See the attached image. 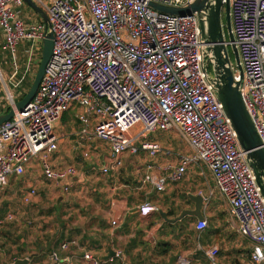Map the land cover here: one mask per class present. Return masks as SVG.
Returning a JSON list of instances; mask_svg holds the SVG:
<instances>
[{
	"label": "built area",
	"instance_id": "built-area-1",
	"mask_svg": "<svg viewBox=\"0 0 264 264\" xmlns=\"http://www.w3.org/2000/svg\"><path fill=\"white\" fill-rule=\"evenodd\" d=\"M48 15L50 29L24 0H0L2 52L15 65L22 50L39 66L43 40L54 33L52 56L35 97L24 110L0 125V188L23 175L33 159L41 161L44 177L68 193L77 174L74 165L55 168L50 155L58 149L55 130L64 113L79 106L81 134L109 144L104 173L122 166V156L145 152L149 161L143 182L157 192L181 180L191 165L212 174L215 187L228 202L239 235L251 245L247 264H264V194L240 146L237 133L208 79L197 13L175 15L158 11L151 2L182 7L195 0H33ZM234 41L243 67L241 94L264 147V0H230ZM233 63V61H232ZM237 80L238 68L234 67ZM38 69V68H37ZM29 71V69H28ZM25 76L14 80L21 87ZM12 106L14 98L7 91ZM177 129L191 152L175 161H158L165 151L148 135ZM36 190L23 195L30 203ZM158 210L149 202L147 214ZM8 212L0 226L14 219ZM117 220L112 224L117 225ZM208 221L198 220L204 230ZM75 241L51 253L55 264H73L74 253L63 257ZM220 247L205 249L207 264H220ZM83 259L104 264L92 251ZM122 264H132L116 250ZM177 264H192L180 256Z\"/></svg>",
	"mask_w": 264,
	"mask_h": 264
},
{
	"label": "crops",
	"instance_id": "crops-1",
	"mask_svg": "<svg viewBox=\"0 0 264 264\" xmlns=\"http://www.w3.org/2000/svg\"><path fill=\"white\" fill-rule=\"evenodd\" d=\"M14 83L15 82H12L13 87L15 86ZM23 83H27V81L26 82L24 81ZM10 90H13V88H11ZM16 90L13 92L12 95L14 98V102L16 96L15 92L17 93V95H21L23 92L22 91L23 89L19 91ZM6 99L8 101L2 100L0 102V114L8 112L9 109L12 107V104L8 99V96L6 97ZM83 112H84L83 109L80 108L79 106H73L70 110L67 111L66 117L61 118L60 122L57 125V128L60 129L62 121L67 122L69 121V119L72 118L74 119V121L77 124V129L74 132H72L70 136H73L72 141L77 144V148L80 149L82 157L86 161L90 162V165H88L87 168H83L80 171L77 169V174L75 175V177L72 179L71 182L72 183L71 189L75 185V183L79 184V183L87 182V180L89 178H93L94 175L97 176L99 175L100 177L108 180L110 179V181L112 182V186L107 185L106 187H103L101 186V184L96 183L93 188V190L96 192L98 191L108 192L110 197V200H108V202L106 203V206H108V211L106 215H104L103 220L102 221L100 220L101 223L100 226H98V234L103 236L104 234L109 233L110 241L107 242L106 239V242L100 243L101 244L100 248L95 249L94 253L100 256L102 260H104V264H113V262L122 264V261L116 258L115 256L109 260L104 259V256L109 253V246H111L115 251L122 250L124 259L132 264H177L176 262L178 257L184 255V251L181 247V244L179 243V240L183 237V234L180 230H177V228L174 229V227H168L167 225L168 223L171 224L177 223L179 224V226H181L183 219L186 218H183L180 221L172 223L164 219V217L161 214V211L167 213V211H169L172 207L176 208V206L180 204L181 207L177 211V216H178L183 209H194L195 203L190 198V195H202L204 197V202H205L203 208L204 218L208 221V227L205 228L204 230H201L199 236H197L196 234L195 235L188 234L190 237L188 239V242L191 244V246H194L195 248L197 245L200 246V242H198L199 243L198 244L197 239L194 238V236H196V238H198L199 241H201L202 244L205 246L202 248L203 256H205V258L199 256L197 257L196 254H194L195 256L194 255L191 257L189 256L188 258L192 259V262H194L193 264H204L201 260L203 259L205 262V259H207L205 255V249H207L212 245H217L214 242V238H216L217 236L210 234V230H209V228L211 227L210 225L214 224L211 223L209 225L210 217L216 214L213 213L211 206V204H214V202H212V200H214L212 199V195L214 193V190L218 192V190L215 187V181L211 172L202 165H191L188 169V172H186V174L181 180L177 182H168L166 185V189L164 191L157 192L150 185L145 184L143 182V177L145 175V168L149 161V157L144 152L147 156V160L144 165V174L141 178L142 184L140 186H136L134 184L131 185L128 181L121 182L120 186L125 187V193H123L120 197L116 196L114 198L113 194H115V191L118 188L116 173H118V171L123 168L125 169V171L127 170V168H125L126 166L124 167V158L126 157L125 159H127L129 156H137L141 152L139 154H132L130 152L125 153L122 156V166H120V168H118L117 170H110L107 174L104 173L102 171V168L105 165H107L110 161L111 151L109 144L103 140L93 139L90 138L89 135L83 136L81 134L83 123L78 118V115ZM69 114H71V116H68ZM57 128L55 130V136L58 138V149L50 155V160L55 168H64L65 166L72 165V164H65V159L67 157L66 150H68L69 138L64 133H59L57 131ZM99 141L105 142L108 148V153L102 156L101 159L102 163L100 164L99 161L96 162V160H98L99 156L101 155L100 154L99 156H97V153L101 150V147L99 146L100 144L98 143ZM190 152L191 149L187 153ZM167 155L171 156V153ZM168 161H174V160H168ZM36 164L40 165L42 171L41 161L38 159H33L26 167V172L23 175L11 177L9 179L8 184L4 188L7 187L6 189H8L9 183L10 185L11 183L14 184V187L11 190L20 187L22 183L25 182L24 181L25 174L27 173L28 169L35 167ZM135 171L140 172V169L137 168V170L135 169ZM52 183L56 187H58L54 182ZM32 188H34L33 184H29V187L26 190H22L21 198H23V195L29 192ZM34 189L36 190V188ZM58 189L63 199L61 198V200L59 201L55 200L52 203V205L56 208L60 205H64L65 201H68V196L65 195H67L71 191L70 189V191L66 193L63 191L61 187H58ZM35 196L36 194L33 196L32 201L29 204L33 205L34 201H37V197ZM146 201L156 205L158 207V210L151 211L147 214L142 213L140 211V206L144 204V202ZM228 205H227V209L229 207ZM167 216L170 219L176 217L175 215L169 216L168 213ZM20 217L22 219L28 218L27 216L24 217V214H21ZM188 217H194V216H187V218ZM13 220H15V218L7 223L10 224L13 222ZM113 220H117L118 222L117 223L118 226L115 225L117 226V228L115 229H112L114 226L112 224ZM198 220L199 219L196 218L195 223H192L193 227L194 224L196 225V222L198 223ZM215 220L219 225V226L215 225L216 228L224 227L221 219L219 223H218V218H216ZM233 222L235 224V221ZM124 223L128 224V226H124ZM22 224L23 223L21 222V225ZM108 226H111V229L109 230V232H106ZM119 228L120 229L122 228L124 231H122L121 229V231L118 232ZM229 228L231 229L230 225L225 226L224 228L225 236L227 235V232H231ZM116 232H118V234H116ZM66 234L68 235V232H66ZM8 239H10V241L12 242L8 241ZM0 242L3 243L0 246L3 252V254L0 253V264H2L3 259L9 263H13L15 260L19 258H28L29 264H35L33 263V261L36 263L41 262L40 264H45L47 261V259H45V261L41 259L42 254L40 255L39 253L40 249H35L33 246L35 245V243L30 246L27 243L26 237L22 236L19 232H16L15 230H10V229L6 230V228L1 230ZM64 242H69V241L60 242V246L57 250L61 249V244ZM48 244L49 243H47V245ZM245 249L246 248L242 244L239 243L235 244L234 241H232L229 251L228 252L221 251V253L219 254L220 264H237V263H233V261H238V263L241 264L246 263L247 250ZM72 251L74 253L73 264H89L83 259L82 256L85 251H92V250L83 249L79 251L77 248L76 249L72 248ZM61 255L63 257L67 255L71 256V254H69V252L66 250L62 251ZM50 257H51V261H47V264H55L52 256ZM60 264H67V263L61 262Z\"/></svg>",
	"mask_w": 264,
	"mask_h": 264
},
{
	"label": "rangeland",
	"instance_id": "rangeland-1",
	"mask_svg": "<svg viewBox=\"0 0 264 264\" xmlns=\"http://www.w3.org/2000/svg\"><path fill=\"white\" fill-rule=\"evenodd\" d=\"M225 25L226 22L224 23V33L226 40H229L228 31ZM2 41L3 37L0 33V102L2 100H7L6 97L8 90L13 88V90H10L13 95V92L17 89L15 86L13 87L12 82L14 80H21L22 78L20 77H24L26 71L31 72V74L35 77L37 68L39 67L37 66V64H32L33 61L30 59L31 56L29 52H26V50H22L18 53V57L15 60V65L12 64V60H9L6 63L5 61L7 60V57L1 49ZM229 50H231L230 46ZM233 63L234 67H236L235 58L233 60ZM34 77L33 79H27L28 76H25L24 79H27V83L23 84L16 91L23 89V92H27L34 80ZM15 94V102H17L18 100H20L18 99L20 95H17L16 92ZM68 116H71V114H69ZM76 129L77 124L72 118L67 122L62 121L60 129L57 128V131L59 133H64L69 138V151L66 150L67 157L65 159V164L75 165L80 171L83 168H87V166L90 165V162L86 161L82 157L80 149L77 148V144L72 141L73 136L70 135ZM147 139L158 140L162 144L165 151H169L171 153V156L160 154L157 158L158 161L177 160L181 154L190 151L189 145L182 138L180 132L177 129L168 131L158 130L154 133L149 134ZM98 143L100 144L99 146L101 147V150L98 152L99 154L97 153V156H99L100 154L101 155L99 156V159L96 160V162L99 161L100 164L102 163V156L108 153V148L105 142L99 141ZM125 158L124 167L126 166L125 168H127V170L125 171V169L123 168L119 170L118 173H116L118 188L115 191V194H113L114 198L116 196L120 197L123 193H125V187L120 186L121 182L128 181L131 185L134 184L136 186H140L142 184L141 178L144 174V165L147 160L146 154L144 152H141L137 156H129L127 159ZM137 168L140 169V172L135 171V169L137 170ZM24 181L25 182H23L20 187H17L13 190H11L14 187L13 183H11V185L9 183L8 189H6L7 187L0 188V220L8 212H11L15 215V220H13L12 223H7L0 226V232L1 230L6 228V230H15L22 236H25L27 239V243L30 246L35 243V245H33L34 248L40 249L39 253L40 255H43H41V259L43 261H45V259H47V261H51L50 256L52 253V249L53 251L57 250L60 246V242L62 241L74 240L75 243L72 244H76L77 242L76 248L79 251L86 249L92 250L93 252L94 250L90 248L93 242L96 243L100 240H102V242H106V238L98 234V226H100L104 215H106L108 211V206H106V203L108 202V200H110V197L108 192H96L93 190V188L96 183L101 184V186L103 187H106L107 185L112 186V182L110 181V179L108 180L100 177L99 175H94V177L89 178L87 182L79 184L75 183L71 191L67 195H65L68 196V201H65L64 205H60L57 208L54 207L52 203L55 200L59 201L61 200V198L63 199V197L61 196L58 187H56L52 182L44 177L39 164H36L35 167L28 169L27 173L25 174ZM29 184H33L34 188H36L37 191L35 196L37 197V201H34L33 205L22 202L21 198V191L26 190L29 187ZM212 199H214L212 200L214 204H211L212 210L213 213L216 214L210 217L209 225L211 223L214 224L210 225L211 227L209 228V230L210 234L217 236L216 238H214V242L221 248V251L223 250L224 252L229 251L232 241H234L235 244H242L247 251L248 249L251 250L250 243L248 241V243L245 242L246 240L243 239L236 230V226L233 222L234 220L229 215V208L227 209V201L215 190L212 195ZM180 207V204L176 206L177 211ZM21 214H24V217L27 216L28 218L22 219L20 217ZM216 218H218V223L221 219L224 226L223 228L218 227L219 225L215 220ZM188 221L189 220H185L181 223V225L183 226L181 229V231L183 232V237L179 240V243L181 244V247L184 251L183 256L187 255V257H191L196 254L197 257L199 256L205 258L202 251V248L205 246L201 241H199L198 238H196V236H194V238L197 239V243L200 242L201 247L197 245L195 248L188 242V239L190 237H188L186 230L189 231L190 229H186V227L184 226V224ZM21 222L23 223L22 225ZM215 225H218L217 227L220 229L216 227L214 228ZM227 225H230L231 229L229 228V230L231 232H227V235L225 236L224 228ZM117 226L114 225L112 229L117 228ZM66 232H68V235L66 234ZM106 232H109V230H107ZM197 236H199V233L197 234ZM8 241H10V239H8ZM47 243L49 244L47 245ZM1 244L3 243L0 242V246ZM0 253L3 254L1 247ZM248 254L249 253H246V262L249 261ZM47 261L45 264H47ZM201 261L204 263L203 259ZM205 262H208V260L205 259ZM33 263L40 264L41 262L36 263L33 261Z\"/></svg>",
	"mask_w": 264,
	"mask_h": 264
},
{
	"label": "water",
	"instance_id": "water-1",
	"mask_svg": "<svg viewBox=\"0 0 264 264\" xmlns=\"http://www.w3.org/2000/svg\"><path fill=\"white\" fill-rule=\"evenodd\" d=\"M24 1L38 13L50 29L51 25L46 12L33 0ZM150 6L158 11L175 15H190L194 12L197 13L201 39L205 42L203 48L204 70L208 73V68L211 65L212 75H208V79L212 83L216 95L223 104L224 111L237 133L240 146L242 150L246 152V158L264 194V147L262 146L260 135L241 94L244 72L239 51L235 44L230 46L235 58L236 67L241 77L240 80H237L229 53V47L227 46L228 41H234L230 16V0H195L193 3L182 7H173L151 2ZM224 13L226 17L225 26L229 36L228 41L224 33ZM53 47L54 33L49 30L43 40L40 64L29 90L22 99L14 102V105L8 112L0 114V125L13 118L16 110H24L35 97L45 74L47 64L52 56ZM190 198L195 203L194 209H183L178 216L171 219L168 218L166 212L161 211L164 219L172 223L180 221L187 216H194L199 220H203L204 197L202 195H190ZM115 253L116 251L109 246V253L104 256V259H111L115 256ZM2 264H29V259L19 258L13 263H9L3 259Z\"/></svg>",
	"mask_w": 264,
	"mask_h": 264
},
{
	"label": "trees",
	"instance_id": "trees-1",
	"mask_svg": "<svg viewBox=\"0 0 264 264\" xmlns=\"http://www.w3.org/2000/svg\"><path fill=\"white\" fill-rule=\"evenodd\" d=\"M223 22L225 23L226 22V17H225V13L223 14ZM229 53H230V57H231V60L233 61L234 60V55H233V53H232V51L231 50H229ZM8 61H9V57H8ZM26 94V91L25 92H22V94L19 96V98L18 99H22L23 97H24V95ZM10 110V109H9ZM66 115H67V112H65L64 113V116L63 117H66ZM167 213H168V215L169 216H177V209L176 208H174V207H172L169 211H167ZM186 219H183V221H185V220H189L187 223H185L184 224V226L186 227V229H190L189 231H187V234H191V235H197L198 233H200V231L197 229V222H196V225L194 224V227L192 226V223H195V220H196V218H194V217H185ZM182 221V222H183ZM124 226H128V224H126V223H124ZM168 227H174V229L175 228H177V230H180L181 231V229H182V225L181 226H179V224H171V223H168V225H167ZM195 228V229H194ZM214 228H215V226H214ZM111 229V226H108L107 227V230H110ZM122 229V228H121ZM121 229L119 228V230H118V232L119 231H121ZM122 231H124L123 229H122ZM214 231H217V230H214ZM118 232H116V234H118ZM182 232V231H181ZM180 232V233H181ZM191 232V233H190ZM182 234H183V232H182ZM106 239H107V242L108 241H110V239H109V237H110V234L109 233H107V234H104L103 235ZM188 237H189V235H188ZM73 241V240H72ZM69 242H71V241H69ZM245 242H247V241H245ZM100 243H102V240H100V241H98V242H93L92 244H91V249H93V250H95V249H98V248H100ZM248 243V242H247ZM168 244V243H167ZM62 245V244H61ZM130 246H131V244H130ZM74 248V249H76V244H71V246H70V249H69V254H72L73 253V251H72V248ZM222 252H223V250H222ZM228 252V251H227ZM247 253H249L248 255V259H249V257H250V254H251V250H249L248 249V251H246ZM220 253H221V248H220ZM194 262H192V264H193ZM207 262H204V264H206ZM233 263H237V264H241V263H238V261H233ZM113 264H118L117 262H113ZM244 264H247V262L246 263H244Z\"/></svg>",
	"mask_w": 264,
	"mask_h": 264
}]
</instances>
